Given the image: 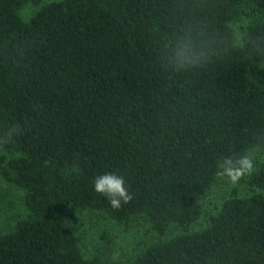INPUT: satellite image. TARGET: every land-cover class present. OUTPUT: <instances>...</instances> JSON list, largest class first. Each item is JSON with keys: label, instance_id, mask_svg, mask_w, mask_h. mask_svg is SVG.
<instances>
[{"label": "trees", "instance_id": "obj_1", "mask_svg": "<svg viewBox=\"0 0 264 264\" xmlns=\"http://www.w3.org/2000/svg\"><path fill=\"white\" fill-rule=\"evenodd\" d=\"M255 153L244 191L212 193ZM0 176L23 203L0 264H100L68 209L158 235L127 264H264V0H0Z\"/></svg>", "mask_w": 264, "mask_h": 264}, {"label": "rangeland", "instance_id": "obj_2", "mask_svg": "<svg viewBox=\"0 0 264 264\" xmlns=\"http://www.w3.org/2000/svg\"><path fill=\"white\" fill-rule=\"evenodd\" d=\"M33 7V5L24 7L20 13L21 17L28 18ZM236 30L239 36L241 34L239 27H236ZM258 157L260 156L255 153V155H249L248 158L256 163ZM246 175L236 183H232L226 176H221V184L216 185L212 193L218 189L221 193H227L235 184L239 185V191H244L242 186L245 184ZM203 201L206 210L213 208L217 203L213 195H206ZM22 205L21 191L0 176V233L12 225L13 217L18 210L22 209ZM58 217L80 236V246L85 256L101 255L100 264H127L135 250L159 239L158 235L151 232L138 219L123 223L109 219L101 211L75 209H68ZM170 231L173 233L177 229L171 227ZM170 231L164 238L170 236Z\"/></svg>", "mask_w": 264, "mask_h": 264}, {"label": "clouds", "instance_id": "obj_3", "mask_svg": "<svg viewBox=\"0 0 264 264\" xmlns=\"http://www.w3.org/2000/svg\"><path fill=\"white\" fill-rule=\"evenodd\" d=\"M192 63L193 61L189 57L184 56L177 60L174 67L176 70H180ZM219 167L222 169L217 173L219 176H226L232 183H236L245 174H251L253 162L247 156L241 157L235 163L231 159L225 158ZM93 187L96 193L107 199L113 209H119L122 204H127L132 199V194L125 187L124 178L112 172L97 175L93 180Z\"/></svg>", "mask_w": 264, "mask_h": 264}]
</instances>
